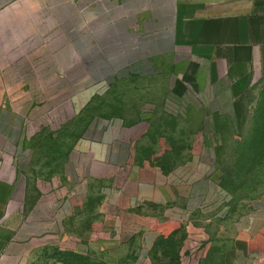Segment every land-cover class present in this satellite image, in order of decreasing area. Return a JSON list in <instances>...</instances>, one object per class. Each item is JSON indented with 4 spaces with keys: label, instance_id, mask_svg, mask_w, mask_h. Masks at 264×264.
Segmentation results:
<instances>
[{
    "label": "crops",
    "instance_id": "0c3cea01",
    "mask_svg": "<svg viewBox=\"0 0 264 264\" xmlns=\"http://www.w3.org/2000/svg\"><path fill=\"white\" fill-rule=\"evenodd\" d=\"M262 73L264 0H0V264H34L47 246L106 252L131 226L134 264H152L158 240L198 215L231 223L223 264H264L255 247L264 195L235 209L217 177L227 128L237 126L245 90ZM112 79L135 83L130 126L161 120L158 143L186 145L163 150L176 162L133 161L144 136L128 137L120 117L99 114L60 178L26 183L28 109L10 97L69 93L83 113ZM106 167L125 176L112 179ZM93 195L116 210L101 206V227L77 233L73 220ZM141 210L149 214L129 222Z\"/></svg>",
    "mask_w": 264,
    "mask_h": 264
},
{
    "label": "rangeland",
    "instance_id": "374dc122",
    "mask_svg": "<svg viewBox=\"0 0 264 264\" xmlns=\"http://www.w3.org/2000/svg\"><path fill=\"white\" fill-rule=\"evenodd\" d=\"M141 86H145V83H141ZM133 87L135 83L129 80L105 81L102 85L104 91L99 96L91 97L92 107L83 113L77 111L81 104L78 97L69 93L11 96L12 103H20L28 109L23 144L20 146V152L22 150L26 154L28 161L29 176L25 182L36 186L46 184L54 177L60 178L73 151L81 148V136L99 114L120 117L124 124H128L124 129L128 137L144 136L145 142L135 145L133 161L147 158L167 167L176 162L162 158L168 155L163 150L174 153L186 145L159 144L161 120L157 121V128L155 125L149 128L146 121L129 125L137 109L136 97L131 94ZM54 91L69 92V89L57 88ZM243 106L237 126L227 128L225 143L217 160V177L229 191L233 207L239 210L245 203L264 195V73L251 80L243 95ZM171 121L169 118L164 123L172 125ZM103 172L117 181L125 176V171L112 167H106ZM106 205L101 196H91L73 220V231L83 233L101 227L96 223V219L102 215L101 206L106 209V214H114L116 210ZM146 213L141 210L132 214L133 219L129 218V222L135 221L139 215L144 217L149 214ZM137 229L132 226L127 228L123 242L111 244L106 252L96 251L91 255L47 246L38 251L34 264H134L138 244L131 238ZM233 235L231 223L198 215L190 224L158 240L152 252V264H223L224 252ZM255 247L264 255V233Z\"/></svg>",
    "mask_w": 264,
    "mask_h": 264
}]
</instances>
